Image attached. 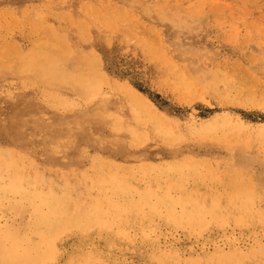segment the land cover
<instances>
[{
    "label": "rangeland",
    "instance_id": "374dc122",
    "mask_svg": "<svg viewBox=\"0 0 264 264\" xmlns=\"http://www.w3.org/2000/svg\"><path fill=\"white\" fill-rule=\"evenodd\" d=\"M261 1L0 0V264H264Z\"/></svg>",
    "mask_w": 264,
    "mask_h": 264
},
{
    "label": "bare ground",
    "instance_id": "6f19581e",
    "mask_svg": "<svg viewBox=\"0 0 264 264\" xmlns=\"http://www.w3.org/2000/svg\"><path fill=\"white\" fill-rule=\"evenodd\" d=\"M33 1H34V0H33ZM260 1H261V0H260ZM195 2H196V1H195ZM252 2H253V1H252ZM257 2H258V1H257ZM261 2H262V1H261ZM245 3H247V1H246ZM249 3H251V2H249ZM255 4H256V3H255ZM260 4H261V3H260ZM191 5H192V4H191ZM250 5H251V4H250ZM261 5H262V4H261ZM248 6H249V5H248ZM252 6H253V5H252ZM254 6H255V5H254ZM206 7H207V6H206ZM212 7H213V6H212ZM258 8H259V7H258ZM211 9H212V8H211ZM248 9H249V8H248ZM251 9H252V8H251ZM254 9H255V8H254ZM261 10H262V8H261ZM253 11H254V10H253ZM256 11H257V10H256ZM31 12H32V11H31ZM34 13H35V12H34ZM36 14H37V13H36ZM116 14H117V13H116ZM10 15H12V14H10ZM10 15H9V16H10ZM25 16H26V15H25ZM36 16H37V15H36ZM7 17H8V16H7ZM33 17L35 18V16H33ZM117 18H118V17H117ZM13 19H14V18H13ZM69 19H70V17H69ZM114 19H116V18L114 17ZM111 20H113V19H111ZM122 20H123V19H122ZM39 22H40V21H39ZM41 22H42V21H41ZM200 23H201V22H200ZM40 25H41V24H40ZM42 25H43V24H42ZM42 25H41V26H42ZM45 26H47V25H45ZM46 28H47V27H46ZM47 30H48V29H47ZM81 30H82V29H81ZM52 31H53V30H52ZM49 32H50V31H49ZM49 32H47V33H49ZM52 34H53V35H51V36L54 37V32H52ZM87 34H88V33H87ZM48 35L50 36V33H49ZM49 36H48V38H49V40H50L51 37H49ZM57 37H58V36H57ZM52 39H53V38H52ZM60 39H61V38H60ZM47 40H48V39H47ZM53 40H54V39H53ZM50 41H51V40H50ZM54 41H56V40H54ZM58 41H59V40H57L56 42H58ZM60 41H61V40H60ZM60 41H59V43L62 44V45L64 46L65 43L63 42V43H64V44H63V43L60 42ZM62 41H63V40H62ZM17 43H18V42H17ZM38 43H39V42H38ZM38 43H37V44H38ZM47 43H48V42H47ZM47 43H46V44H47ZM49 43H50V42H49ZM15 44H16V42H15ZM56 44H58V43H55V45H56ZM49 45H50V44H49ZM12 46H13V45H12ZM12 46L10 45L11 48L8 47V49L10 50V49L14 48V47H12ZM36 46H37V45H36ZM52 46H53V45H52ZM66 46H67V47H66ZM6 47H7V46H6ZM45 47H46V46H45ZM48 47H49V46H48ZM58 47H59V46H58ZM18 48H19V47H16V48H15V51H16L17 53H18V51H20V52L18 53L19 55L17 54L18 57H17V56H16L15 58L13 57L15 62H16V60H18V58H22V57H23V56L20 55L22 52H21V50H18ZM53 48H54V47H53ZM64 48H65V49H66V48L68 49L69 47H68V45L66 44ZM64 48H63V49H64ZM6 49H7V48H6ZM16 49H17V50H16ZM33 49H34V48H33ZM51 49H52V48H51ZM56 49H57V48H56ZM65 49H64V50H65ZM61 50H62V49H61ZM61 50H60V51H61ZM68 50H70V49H68ZM1 51H2V52H0L1 54L4 53V52H3V48H2ZM35 51H37V50H35ZM38 51H41V52H42V50H38ZM158 51H159V50H158ZM30 52H31V51H30ZM63 52H64V51H63ZM66 52H68V51H66ZM69 52H70V51H69ZM10 53H11V52H10ZM26 53H27V52H26ZM26 53H25V54H26ZM28 53H29V51H28ZM36 53H37V52H36ZM38 53H39V52H38ZM1 54H0V55H1ZM15 54H16V53H15ZM34 54H35V53H34ZM42 54H43V53H42ZM8 55H9L8 53H7L6 55H4L5 57L7 56L6 59H8ZM12 55H14L13 50H12ZM37 55H38V54H37ZM44 55H45V54H44ZM1 56H2V55H1ZM14 56H15V55H14ZM46 58H47V57L45 56V59H46ZM3 59H4V58H3ZM6 59H5V60H6ZM10 59H11V57H9L8 60H10ZM15 59H16V60H15ZM43 59H44V58H43ZM43 59H42V60H43ZM45 59H44V60H45ZM96 59H97V58H96ZM8 60H7V61H8ZM21 60H22V59H21ZM21 60H19V61H21ZM158 60H159V59H158ZM12 61H13V60H12ZM19 61H18V62H19ZM92 61H93V59H92ZM10 62H11V61H10ZM98 62H99V61H98ZM11 63H12V62H11ZM16 63H17V62H16ZM9 64H10V63H8V65H9ZM96 65H97V64H96ZM25 68H26V67H25ZM23 69H24V68H23ZM23 71H24V70H23ZM96 80H97V79H96ZM93 82H94V81H93ZM97 82H98V81H97ZM100 83H101V82H99L98 84H100ZM96 85H97V84H96ZM96 85H95V86H96ZM97 86H99V85H97ZM100 86H101V85H100ZM93 88H94V87H93ZM93 88H92V89H93ZM94 90H95V89H94ZM93 92H94V91H93ZM95 93H96V92H95ZM97 93H98V92H97ZM105 98H106V97H105ZM132 105H133V104H132ZM130 109H131V108H130ZM132 116H133V115H132ZM132 116H131V117H132ZM160 124H161V123H160ZM171 130H172V129H171ZM135 136H136V135H135ZM262 139H263V138H262ZM175 143H176V142H175ZM17 148H18V147H17ZM14 154H15V153H14ZM14 154H12V156H13ZM5 155H6V152H5ZM9 156H10V155H9ZM1 157H2V155H0V159H1ZM4 157H5V159H4L5 161H4V162L6 163L7 158H9V157H8V153H7V158H6V156H3V158H4ZM13 157H14V156H13ZM19 157H20V156H19ZM19 157H18V159H19ZM14 159L17 161L16 158H13V160L9 163V165H10V164H13V165L15 164V162H14L15 160H14ZM8 160H9V159H8ZM29 161H30V163H31V160H29ZM12 162H13V163H12ZM17 162H18V161H17ZM26 163H29L28 160H26ZM2 164H3V161H2ZM2 164H0V165H2ZM19 164H20V163H19ZM32 164H33V163H32ZM2 166H3V165H2ZM2 166H1V168H2ZM14 166H15V165H14ZM16 166H17V164H16ZM9 167H10V166H9ZM17 167L19 168V166H17ZM36 167H37V166H36ZM14 168H15V167H14ZM23 168H24V167H23ZM28 168H31V165H30V167L28 166ZM2 169H4V168H2ZM2 169H0V170L3 171ZM32 169H33V168H32ZM32 169H31V170H32ZM19 170H20V168H19ZM23 170H24V169H23ZM36 170H37V169H36ZM5 172H7V171H5ZM36 172H37V171H36ZM17 173H18V172H17ZM17 173H16V174H17ZM23 173H24V172H23ZM1 175H2V174H1ZM38 175H39V174H38ZM2 176H3V175H2ZM17 176H18V175H17ZM19 176H20V175H19ZM19 176H18V178H19ZM36 176H37V175H36ZM3 177H4V176H3ZM24 177H25V174H24ZM39 177H40V176H39ZM8 178H9V177H8ZM18 178H17V179H18ZM90 179H91V178H90ZM87 180H88V179H87ZM13 181H14V183H16L15 180H13ZM19 181H21V179H20ZM43 181H44V179H43ZM1 182H2V181H1ZM3 182H4V181H3ZM17 182H18V181H17ZM22 182H23V179H22ZM22 182H20V183L22 184ZM46 182H47V181H46ZM231 182H232V180H231ZM11 183H12V182H11ZM11 183H10V184H11ZM44 183H45V182H44ZM77 183H78V182H77ZM10 184H9V185H10ZM16 184H17V183H16ZM232 184H233V183H232ZM22 185H23V184H22ZM22 185H21V186H22ZM93 185H94V184H93ZM233 186H236V185L234 184ZM10 187H11V186H10ZM25 187H26V186H25ZM60 187H61V186H60ZM70 187H71V186H70ZM75 187H76V186H75ZM149 187H150V186H149ZM30 188H31V187H30ZM92 188H93V187H92ZM96 188H97V187H96ZM234 189H237V186H236V188H234ZM243 189H244V188H243ZM73 190H74V189H73ZM150 190H151V189H150ZM175 190H176V189H175ZM237 190H238V189H237ZM237 190H236V191H237ZM169 191H170V190H169ZM177 191H178V190H177ZM238 191H239V190H238ZM246 191H247V190H246ZM136 192H137V191H136ZM174 192H175V191H174ZM238 193H239V192H238ZM242 193H244V192H242ZM246 193H247V192H246ZM248 193H249V192H248ZM85 194H86V193H85ZM234 194H235V193H234ZM239 194H240V193H239ZM235 195H236V194H235ZM248 195H249V194H248ZM248 195H247V197H248ZM166 196H167V195H166ZM0 197H1V196H0ZM56 197H57V196H56ZM179 197H180V196H179ZM179 197H178V198H179ZM189 197H191V195H190ZM236 197H237V196H236ZM164 198H165V197H164ZM231 198H232V197H231ZM79 199H80V198H79ZM187 199H189V198H187ZM216 199H217V201H218V198H216ZM248 199H249V198H248ZM75 200H76V198H75ZM185 200H186V198H185ZM190 200H191V199H190ZM190 200H189V201H190ZM65 201H66V200H65ZM78 201H79V200H78ZM85 201H86V200H84V202H85ZM214 201H215V199H214ZM245 201H246V200H245ZM86 203L88 204V202H86ZM233 203H234V202H233ZM248 203H249V202H248ZM251 203H252V201H251ZM22 204H23V203H22ZM194 204H195V203H194ZM236 204H237V203H236ZM16 205H17V204H16ZM104 206H105V205H104ZM18 207H19V206H18ZM217 208H218V207H217ZM16 209H17V208H16ZM43 209H44V208H43ZM55 209H56V208L54 207V208H51L50 210L52 211V213H54V212H55ZM211 209H212V207H211ZM211 209H209V210H211ZM212 210H213V209H212ZM216 210L218 211L219 208L216 209ZM220 211H221V210H220ZM240 211H242L241 208H240ZM20 212H21V211H20ZM207 212H208V211H207ZM214 212H215V211H214ZM236 212H237V211H236ZM216 213H217V212H216ZM234 213H235V212H234ZM235 214H236V213H235ZM237 214H238V213H237ZM237 214H236V215H237ZM211 216H212V215H211ZM219 216H221V215L219 214ZM253 216H254V215H253ZM219 218H220V217H219ZM246 218H247V217H246ZM237 219H238V218H237ZM177 220H178V219H177ZM216 221H217V220H216ZM238 221H239V220H238ZM241 221H242V220H241ZM208 222H209V221H208ZM221 222H222V221H221ZM239 222H240V221H239ZM243 222H244V221H243ZM225 223H226V222H225ZM111 224H112V223H111ZM183 224H184V223H183ZM207 225H208V224H207ZM209 225H210V224H209ZM240 225H241V224H240ZM242 225H243V224H242ZM205 226H206V225H205ZM104 227H105V226H104ZM27 234H28V233H27ZM53 244H54V243H53ZM29 245H30V244H29ZM50 254H51V253H50ZM52 254H53V253H52ZM14 259H15V256H14ZM12 260H13V259H12ZM16 261L19 262L20 264H26V263L28 262V260H25V259H23V260H22V259H17ZM228 262H229V261H228ZM229 263H231V262H229Z\"/></svg>",
    "mask_w": 264,
    "mask_h": 264
}]
</instances>
